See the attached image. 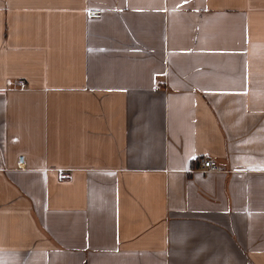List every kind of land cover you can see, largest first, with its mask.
<instances>
[{
    "label": "crops",
    "instance_id": "crops-1",
    "mask_svg": "<svg viewBox=\"0 0 264 264\" xmlns=\"http://www.w3.org/2000/svg\"><path fill=\"white\" fill-rule=\"evenodd\" d=\"M263 160L264 0H0V264H264Z\"/></svg>",
    "mask_w": 264,
    "mask_h": 264
},
{
    "label": "built area",
    "instance_id": "built-area-1",
    "mask_svg": "<svg viewBox=\"0 0 264 264\" xmlns=\"http://www.w3.org/2000/svg\"><path fill=\"white\" fill-rule=\"evenodd\" d=\"M102 15V10L100 9H90L87 11V16L89 18H100ZM9 84H12L11 82H9ZM16 85L18 87H24L25 86V82L23 81H18L16 82ZM23 157L20 156L19 160H22ZM198 170L202 171V172H212V171H220V167L218 166V164L216 163V161L202 157L199 158L198 160ZM260 171V170H264V160H263V167L262 168H240V167H234L232 168V171ZM58 174V178L61 180L64 179H68L70 177V173L67 170H58L57 172Z\"/></svg>",
    "mask_w": 264,
    "mask_h": 264
},
{
    "label": "snow or ice",
    "instance_id": "snow-or-ice-1",
    "mask_svg": "<svg viewBox=\"0 0 264 264\" xmlns=\"http://www.w3.org/2000/svg\"><path fill=\"white\" fill-rule=\"evenodd\" d=\"M192 159H195V157H192Z\"/></svg>",
    "mask_w": 264,
    "mask_h": 264
}]
</instances>
